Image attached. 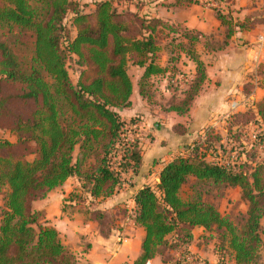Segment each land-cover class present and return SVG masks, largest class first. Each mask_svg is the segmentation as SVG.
I'll return each instance as SVG.
<instances>
[{"label":"trees","instance_id":"trees-1","mask_svg":"<svg viewBox=\"0 0 264 264\" xmlns=\"http://www.w3.org/2000/svg\"><path fill=\"white\" fill-rule=\"evenodd\" d=\"M87 1L0 0V130L13 136H0V264H89L78 261L58 231L41 222L43 213L34 203L73 177L80 185L68 199L74 205L86 202L85 212L100 220L104 215L98 201L132 185L143 166L141 117H124L119 110L131 104L130 63L145 67L141 93L150 102L152 94L143 81L167 72L156 63L159 28L167 29L170 42L177 41L174 47L196 64L192 75L170 67L166 88L181 101L168 109L188 112L206 78L192 47L176 38L181 32L178 35L194 42L200 34L142 14V0H91L89 9ZM219 2L222 8L214 11L229 37L242 24L233 18V0ZM69 15L73 30L67 25ZM25 35L29 39L24 41ZM70 58L80 67L75 84ZM178 76L187 78L184 86L174 81ZM229 122L227 138L214 128L205 129L184 145L183 154L165 163L158 183L136 192L131 218L146 235L134 264L156 257L165 263L202 264L190 248L198 227L212 232L216 250L231 264H264V157L257 153L264 144V98L255 108L232 115ZM250 123L263 129L258 142L251 154L242 149L237 157L231 156L225 142H241V129ZM174 131L186 134L188 127L177 125ZM190 179L196 185L240 188L248 203L241 228L205 202L201 193L184 197ZM167 250L178 253L177 258L163 259Z\"/></svg>","mask_w":264,"mask_h":264},{"label":"crops","instance_id":"crops-1","mask_svg":"<svg viewBox=\"0 0 264 264\" xmlns=\"http://www.w3.org/2000/svg\"><path fill=\"white\" fill-rule=\"evenodd\" d=\"M142 1L143 7L140 11L142 14H150L153 18L160 19L192 35L200 34L199 40L194 42L178 35L181 32L176 35V38L186 47H192L206 69L205 81L189 111L182 114L168 109L172 103L179 104L181 101V97L174 96L166 88L170 67L173 64L182 72L192 75L196 70V64L189 59L184 50L174 47L177 41L170 42L167 29L159 28L156 63L167 72L153 74L143 81V87L152 94L150 102L141 93L145 67L130 63L128 73L133 83L131 104L119 110L124 117H141L140 123L143 125L141 128L144 131L145 128L146 131L149 130L152 124V129L144 133L145 137L150 132L156 131L154 134H159V139L155 138L154 142L159 140L160 148L166 145L167 140L173 145L191 144L204 129L214 128L222 132V126L228 123L232 115L255 108L256 103L264 98V0H233L231 5L233 18L242 24V28L237 27L235 33L229 37L226 35L227 26L221 22L213 9L204 7L201 1L198 3L186 0ZM129 6L132 11L135 10L133 5ZM176 55L180 57L173 62L171 59ZM150 84L154 86L150 87ZM177 125H185L188 127V132L182 134L174 131ZM154 134L152 133L151 136L154 137ZM143 139L142 144H144ZM161 140H164V143ZM145 150H143L142 169L131 179L132 185H125L112 197L98 201V209L104 217L114 215V225L107 234L102 232L98 222L84 220L85 217L80 213L81 211H77L78 205L71 206L73 211L69 221H66V226L68 223L71 224L75 236L73 243L79 242L80 246L76 244L77 247L73 248L70 246L71 241H67L65 245L71 247L81 259L87 260L90 264H134L141 256L146 231L131 218L136 210L134 197L143 185L159 182L161 170L173 157L165 153L168 156L160 164L162 151L149 153ZM150 155H152L151 161H149ZM79 185L78 179L69 178L62 186L48 194L44 201L45 208H50L52 202H55L47 203L49 197L52 199L54 195L60 196L57 193L60 191L62 194L56 202L62 203L63 196L68 197ZM48 211H46L47 214ZM262 222L264 217L261 220L264 231ZM58 224L54 226L61 232ZM208 233L209 231L201 227L195 228L194 241L201 240L202 236ZM190 248L193 251L196 250L193 244ZM215 262L214 258L212 264L217 263ZM149 264L170 263L154 258L149 261Z\"/></svg>","mask_w":264,"mask_h":264},{"label":"rangeland","instance_id":"rangeland-1","mask_svg":"<svg viewBox=\"0 0 264 264\" xmlns=\"http://www.w3.org/2000/svg\"><path fill=\"white\" fill-rule=\"evenodd\" d=\"M87 2H88L87 9H89V8H91V6H89L91 3V0H88ZM67 19H69L67 25L70 27L71 30H73V28L71 27V24H70L71 15H69L67 17ZM27 39H29L28 35L23 36L24 41ZM12 40L13 39H11V41ZM18 51H19V53H21L20 49H18ZM68 68H69V73L71 75L73 83L74 84L77 83L80 67L77 65L75 58L69 59ZM229 124H230V122L228 121V123H226V125L222 126V128H221L222 132L217 131V130L216 131L221 133L225 138H227V135H228L227 130L229 129ZM150 125H151V128L149 130L152 129V124H150ZM138 127H139L140 136L144 138L143 139L144 144H142V146H141L142 151L145 149H146L145 151H148L149 153H156L155 151H162L163 156L161 157V159L159 161L160 164L163 162V159H165L166 156H168L169 154H171L174 157L177 155H181L185 152L184 151V145H173L172 143L168 142V140L165 143L166 145H163L160 148L159 147V145H160L159 140H157V142L156 141L154 142L155 138L159 139V134H156V135L154 134L156 131L150 132V134L147 137H145L144 133H147V131H149V130L146 131V128H145V131L142 130L141 127H143V125L141 123H139ZM262 131H263L262 127H260L259 125L255 124V123H250L249 125L245 126L243 129H241V139H242L241 142L236 141V140L230 141V143H227V141L225 142L227 152H229V154L231 156L237 157V155L239 154V150L245 149V152L250 151V154H251L252 146L254 143L258 142V135ZM203 132L200 135H203ZM152 133L155 135L154 137L151 136ZM0 136H4V137H7L9 139H13V136H11L9 134V132L2 131V130H0ZM198 136H199V134H198ZM224 140H226V139H224ZM161 142L164 143V140H161ZM159 148H160V150H159ZM231 149H235V150H233L234 151L233 153L230 152ZM258 150H259V152H257V153L262 155V157H264V144L259 145ZM219 152L222 153L221 149H219ZM165 153L168 155H165ZM248 153L246 152V155H248ZM150 157L151 158L149 161H151L152 155H150ZM241 160H245V155L242 156ZM74 182H75V179H74ZM66 187H67V185H66ZM57 193H59L60 196L62 194L60 191H58ZM197 193H201L202 198L205 200V202L213 204L214 206H216V208L223 215L230 217V219L235 223V225L238 228H241V226L243 225V218H244V216H246V212L248 209V203L246 200H244L242 198V193H241L240 188H220V186H214L212 184L196 185V183L194 184L193 179H190V182L185 186V188L183 190V195H184V197L187 198L190 196L193 197ZM1 195L2 194H0V197H1ZM60 196H58V197H60ZM46 197L43 199H40L34 203L35 210L39 211V212H43L44 218L41 222L46 226H50V227H54V228H55L54 225L60 223L57 226L60 227L59 229L61 232H59L56 228L55 229L59 233L61 242L63 241L62 243L65 245V243L67 241H71L70 246H72L73 248L74 247L76 248L77 245L80 246L79 242L73 243L75 236H74V233H73L74 230H72L71 224L68 223V225L66 226V224H67L66 221L68 222L69 217L72 215L71 211H73V209H72L73 207H71V206H76V205H74L68 199V197L64 198V196H63V198L61 197L62 203H60V201L56 202L58 197H56L54 195L53 197L51 196L52 199H50V197H49V200L47 201V203H51L52 201H55V202H52L53 206L51 205L50 208L46 209L45 208L46 205H44V201H46ZM0 202H2V201L0 200ZM85 203L81 202L78 205L79 210H77V211H81L80 213H82L85 217V218H83L84 220L89 219V220L98 222L100 224V227L103 230L102 232L104 234H107L114 225V218H113L114 215H107L106 217H103L100 220L93 219L92 217H89L88 213L85 212L87 210V207H86L87 205H85ZM46 211H48V214L46 213ZM64 212L66 214H64ZM52 213H56V214H52ZM60 214L66 215L67 217L61 216ZM120 214H123V213H120ZM133 214L134 213H132V215ZM130 215H131V213H130ZM48 217H51V218H48ZM63 218H65V219H63ZM262 223L264 225V222H262ZM262 228H263V226H262ZM79 234H80V232H79ZM211 235H212V232L209 231V233L207 235L202 236L201 240H198V241L196 240L192 243L196 249L195 252L198 253L200 262L202 264H212V261L214 262V258H215V261L217 262V263L215 262L216 264H220V261H222L221 259H224L222 264H231L232 260L231 259L229 260L228 256H225L223 258L221 256V253H218L219 251L216 250V248H218L217 239L211 238ZM76 240H78V238H76ZM262 241H263V244H262V247L260 249V255H261L262 261L264 262V239L263 238H262ZM67 248L70 249V251H72L74 254H76V252H74V250L71 247L70 248L67 247ZM173 255H175V257L177 258L178 253H174L173 251L167 250L164 253V255L161 257L163 259L168 260ZM76 257H77V260L80 261L81 263H89L87 260L81 259L78 254H76ZM156 258L161 259L160 257H156ZM170 264H173V263L170 262ZM195 264H198V263H195Z\"/></svg>","mask_w":264,"mask_h":264},{"label":"built area","instance_id":"built-area-1","mask_svg":"<svg viewBox=\"0 0 264 264\" xmlns=\"http://www.w3.org/2000/svg\"><path fill=\"white\" fill-rule=\"evenodd\" d=\"M201 1V4L204 6V7H207V8H211L213 10H220L222 8L219 0H200ZM175 82H178L180 83L182 86L185 85V82L187 81V78L184 77V76H178L177 80L174 79ZM146 264H149V262H147Z\"/></svg>","mask_w":264,"mask_h":264}]
</instances>
